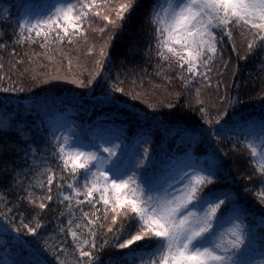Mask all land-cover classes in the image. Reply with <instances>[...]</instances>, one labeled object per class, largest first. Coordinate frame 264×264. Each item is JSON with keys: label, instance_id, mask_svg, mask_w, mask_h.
<instances>
[{"label": "trees", "instance_id": "obj_1", "mask_svg": "<svg viewBox=\"0 0 264 264\" xmlns=\"http://www.w3.org/2000/svg\"><path fill=\"white\" fill-rule=\"evenodd\" d=\"M122 2L110 0L107 7L94 8L101 16L69 44L54 36L45 43L34 32L21 33L19 27L25 20L31 22L35 14L50 13L55 0H0V123L10 128L0 132V264H35L37 258L44 264H59V260L76 264L78 252L66 229L70 218L75 228L81 213L74 207L69 217L67 202L56 197V181L53 200L45 201L43 210L36 206L49 194L44 169L51 166L59 174L54 137L62 135L53 120L65 113L74 120L72 139L95 144L100 135L115 131L125 143L124 157L147 148V160L138 151L143 163L137 174L165 181V186L178 181V175L165 176L184 159L193 157L205 169L211 165L214 183L204 192L230 193L241 206L249 229L247 261L255 259L258 264L264 260V203L258 199L260 160L245 147L250 140L243 128L254 122L264 127V51L246 54L247 39L237 29L233 40L224 38L222 60L216 61L212 73L213 86L193 82L185 87L178 69L167 68L155 53L150 23L155 0H138L121 27L108 25L99 32L106 24L103 15ZM101 49L105 56L99 54ZM158 64L164 65L162 72ZM96 73L91 86H80V81L87 83ZM113 85L123 87L124 92L113 91L114 98L105 100L104 94ZM197 87L205 105L196 103ZM5 88L12 90L5 92ZM220 96L231 103L220 102ZM202 106L206 108L203 114L199 111ZM39 181L45 182V188L38 186ZM64 191L70 194L66 188ZM29 198L36 204L29 203ZM97 208L102 211L101 205ZM83 210L95 211L87 204ZM21 221L30 226L38 221L41 227L32 234ZM110 223L111 217L104 222V230H97L94 255L98 264H141L128 255V249L99 247L111 238L105 235ZM82 238L87 239V234Z\"/></svg>", "mask_w": 264, "mask_h": 264}, {"label": "snow or ice", "instance_id": "obj_2", "mask_svg": "<svg viewBox=\"0 0 264 264\" xmlns=\"http://www.w3.org/2000/svg\"><path fill=\"white\" fill-rule=\"evenodd\" d=\"M109 3L110 0H104L103 4H98L97 0H62L53 6L46 18L35 23L25 20L19 27L21 33L34 32L45 43L54 36L60 43L67 41L71 44L75 36L85 34V28H90L95 18L101 16L93 9L107 7ZM137 3L138 0H124L118 8L110 9L109 14L102 17L106 24L99 32L103 33L108 25L121 27ZM117 21L121 23L117 24ZM150 23L154 26L156 55L167 68L178 69V78L185 87L193 82L213 86L212 73L216 61L222 60L224 38L233 40V32L237 29L247 39L246 54L257 49L264 51V0H155L151 5ZM233 48H236L234 43ZM99 54L105 56L104 50L101 49ZM97 65L102 66L100 61ZM71 67L72 62L68 60L69 71ZM157 67L161 72L164 70L162 64ZM98 74L91 75L87 83L80 81V86H91ZM216 87L219 88V83ZM11 90L3 89L5 92ZM113 91L123 93L124 88L113 85L104 94L105 100L114 98L111 96ZM195 95L197 104L207 103L200 87L195 89ZM218 100L231 103L224 96L218 97ZM199 111L203 114L206 108L202 106ZM8 130L10 128L6 123H0V132ZM119 139L120 133L102 134L98 140L111 147L101 148L100 143L84 144L67 135L55 136L59 174L51 166L45 168L42 174L46 175L49 194L41 197L38 204L29 198V203L45 209V201L54 198L51 193L56 181V197H62L61 203L67 202L69 217L73 216L74 207L81 213L75 228L70 218L66 229L78 252L76 264H98V257L94 255L97 230L105 229L104 222L109 217L111 223L105 235L110 234L111 238L105 239L99 247L111 245L128 249V255L138 258L141 264H248L249 236L243 209L230 193L204 192L208 185L214 183L211 165L208 169L197 171L193 168L191 172H183L175 181L179 187L170 183L165 186V181L137 174L141 171L142 161L133 162L130 159L128 167L122 169L111 160L120 148L114 142ZM245 147L253 158L259 157L261 191L258 199L264 203V135L259 142H246ZM89 148L95 150L89 151ZM141 154L147 160L149 150L145 148ZM187 167L192 168V165ZM208 172L211 174H206ZM78 184L80 187H77ZM38 186L45 188V182L39 181ZM65 188L70 194L64 191ZM31 196L32 193H29ZM80 196L83 199H79ZM85 204L95 211L85 212ZM97 205L102 206V211ZM97 212L100 215H96ZM21 223L32 234L41 227L38 221L35 226ZM225 223L230 225L226 229ZM85 233L87 239L82 238ZM60 251L63 253V248ZM35 264H44V261L37 258ZM59 264H65V261L59 260ZM258 264H264V260Z\"/></svg>", "mask_w": 264, "mask_h": 264}, {"label": "rangeland", "instance_id": "obj_3", "mask_svg": "<svg viewBox=\"0 0 264 264\" xmlns=\"http://www.w3.org/2000/svg\"><path fill=\"white\" fill-rule=\"evenodd\" d=\"M55 1H56V4L62 2V0H55ZM48 14H49V12H43V13L40 12L38 14H35V16L32 17L31 22L35 23L37 20H39L41 18H46ZM53 122H54L55 129L58 130L61 133V135H67L70 139H72L70 137V134H72L74 132V127H73L74 120L71 117H69L68 113L59 115V117L57 119L53 120ZM243 131L247 135L248 139L251 141L259 142L260 137L262 135H264V127H262V125L258 124L257 122L250 123L249 125H247L246 127L243 128ZM116 133L117 132H115V131H111V132L106 133V134H116ZM114 142L116 144L120 145V148L117 150V155L112 157L111 160L116 161V163L119 167H121L122 169L128 167L130 159L133 162H135L137 160L140 161V155H139L138 151H143V148H140L138 151L136 149L133 151L131 156L124 157L123 156L124 149H125L124 141L122 139H119V140H115ZM82 143L89 144L88 142H82ZM98 143L101 144V148L102 147H111V145L103 144L102 141H98ZM87 150L93 151L95 149L89 148ZM103 155L107 156V153H103ZM121 161H122V163H121ZM188 165H192V168L187 167ZM109 166H111V161H110ZM193 168H195V170H197V171H199L201 169H205L204 166L196 163L192 157L189 159H184L183 162H180L178 164H174L170 170V173H168L165 176V178H168L171 175H178V177L180 179V176L183 175V172H185V171L191 172L193 170ZM173 185H174V187L180 186L176 183H173ZM263 221L260 220V223H262ZM244 223L246 225V230H247L248 236H249V229H248V225H247L245 220H244ZM229 226L230 225L228 223L224 224L225 229ZM248 264H256L255 259L248 261Z\"/></svg>", "mask_w": 264, "mask_h": 264}]
</instances>
